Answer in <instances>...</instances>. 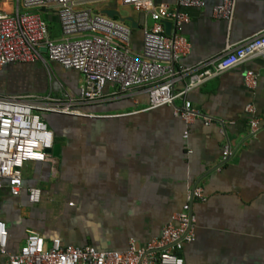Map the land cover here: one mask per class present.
Returning <instances> with one entry per match:
<instances>
[{
    "label": "crops",
    "instance_id": "crops-1",
    "mask_svg": "<svg viewBox=\"0 0 264 264\" xmlns=\"http://www.w3.org/2000/svg\"><path fill=\"white\" fill-rule=\"evenodd\" d=\"M73 1L92 11L105 4ZM153 1L190 17L183 29L190 50L179 61L184 66L264 29V0H236L230 23L213 16L218 0L187 8L175 0ZM13 3L2 0L0 9L10 10ZM117 8L138 23L130 49L139 54L151 16L120 2ZM40 11L51 23L50 36L59 37L51 31L55 23L60 27L55 12ZM40 66L13 63L0 69V85L10 86L0 95L77 94L84 79L78 70L52 61V76L42 80ZM248 70L257 75L255 88L244 82ZM15 71L22 79L13 77ZM187 79L178 80V89ZM17 83L21 88L16 89ZM25 85L31 88L24 90ZM118 90L106 84V97L81 106L78 114L49 112L55 113L49 121L58 134L54 142L61 143L60 156L26 162L18 195L0 187L7 251H17L30 231L47 243L59 238L63 244L102 251L124 250L130 241L143 246L181 211L187 191L201 187L206 199L191 203L195 237L180 251L183 264H264V53L191 89L188 99L199 115L190 123L174 115L171 105L147 108V95L137 88L122 96ZM248 104L258 119L255 133L250 132ZM226 144L230 155L223 159ZM29 187L40 189L38 202L29 201ZM6 260L0 252V264Z\"/></svg>",
    "mask_w": 264,
    "mask_h": 264
},
{
    "label": "built area",
    "instance_id": "built-area-1",
    "mask_svg": "<svg viewBox=\"0 0 264 264\" xmlns=\"http://www.w3.org/2000/svg\"><path fill=\"white\" fill-rule=\"evenodd\" d=\"M2 0H0L1 3ZM181 7H201L206 0H175ZM91 3L120 2L146 10L152 23L143 29L141 53L130 49L132 29L117 19L79 8L73 0H14L12 8L0 9V69L13 63H41L50 72V62L66 69L78 70L84 77L76 95L64 92L52 96L42 93L0 95V187L2 180L12 195H18L26 162L52 159L47 149L54 144L53 131L42 118L43 113L78 114L85 104L103 100L106 84L119 87L117 96L137 88L147 95V108L173 106V113L185 123L199 113L192 107L188 93L194 87L226 70L264 53V29L236 43H227L215 56L191 66L179 64L190 45L183 34L190 17L185 11L170 8L153 0H92ZM236 0H218L213 16L231 22ZM33 9L55 12L60 23V36L51 37L46 20ZM162 20L173 22L166 34ZM188 79L178 89V80ZM244 82L255 88L257 75L246 71ZM115 95V94H113ZM110 96V95H109ZM181 100V104H176ZM250 114V132L258 129L252 104L245 107ZM205 124L210 118L204 116ZM187 136V132H184ZM230 155L226 144L222 158ZM28 199H40V189L28 188ZM194 199L205 201L201 187L187 191L181 211L163 228L160 235L139 246L133 241L124 250H98L92 245L63 244L59 238L47 243L44 237L30 231L20 248L7 251V225L0 217V252L6 255L3 264H183L180 251L195 237V219L190 211Z\"/></svg>",
    "mask_w": 264,
    "mask_h": 264
},
{
    "label": "water",
    "instance_id": "water-1",
    "mask_svg": "<svg viewBox=\"0 0 264 264\" xmlns=\"http://www.w3.org/2000/svg\"><path fill=\"white\" fill-rule=\"evenodd\" d=\"M95 13H100L104 14L105 16L112 18V19H117L120 22L129 23V26L131 29H136L138 28V23L131 17V16H123L121 12L117 8V3L116 2H110V3H105L104 6L101 9H97L94 11ZM163 24L165 25V32L166 34H170L173 26V22L170 20H162ZM6 67V66H4ZM1 92V91H0ZM58 114V113H56ZM55 115V113H43L42 118L43 120L46 121L50 129L53 131V136L57 137L58 134L56 133L55 128L51 125V122L49 121V118L51 116ZM59 115V114H58ZM47 153H50L53 157H58L60 156L61 152V143L55 141L52 148L46 150ZM9 180L8 179H3L2 184L3 185H8Z\"/></svg>",
    "mask_w": 264,
    "mask_h": 264
},
{
    "label": "rangeland",
    "instance_id": "rangeland-1",
    "mask_svg": "<svg viewBox=\"0 0 264 264\" xmlns=\"http://www.w3.org/2000/svg\"><path fill=\"white\" fill-rule=\"evenodd\" d=\"M51 31H53L55 33V35L59 36L60 34V27H59V24L58 23H55L53 26H52V29ZM141 53V52H140ZM40 71L43 73V79L42 80H45V77H46V80L49 79V75H50V72L46 69L45 66H40ZM52 75V74H51ZM13 77H16L17 80H20L22 79V73H20V71H15L14 73V76ZM20 82V81H19ZM7 83V82H6ZM6 83L0 85V89L3 90V91H8V87H10L9 85H7ZM43 85L40 84V87L39 88H42ZM27 87V88H26ZM21 88V86L17 83L16 84V89H19ZM31 88V86H26L25 85V88L24 90L26 89H29ZM34 89V88H33Z\"/></svg>",
    "mask_w": 264,
    "mask_h": 264
},
{
    "label": "trees",
    "instance_id": "trees-1",
    "mask_svg": "<svg viewBox=\"0 0 264 264\" xmlns=\"http://www.w3.org/2000/svg\"><path fill=\"white\" fill-rule=\"evenodd\" d=\"M31 11H38L41 13V15L43 16V18L46 20L47 22V25H48V28L50 29L51 28V23L46 19V17L44 16L43 12H41L39 9H33Z\"/></svg>",
    "mask_w": 264,
    "mask_h": 264
},
{
    "label": "flooded vegetation",
    "instance_id": "flooded-vegetation-1",
    "mask_svg": "<svg viewBox=\"0 0 264 264\" xmlns=\"http://www.w3.org/2000/svg\"><path fill=\"white\" fill-rule=\"evenodd\" d=\"M23 64H31V63H23Z\"/></svg>",
    "mask_w": 264,
    "mask_h": 264
}]
</instances>
